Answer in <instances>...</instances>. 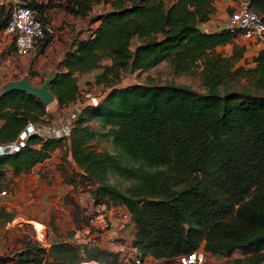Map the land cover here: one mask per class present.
<instances>
[{"label":"trees","instance_id":"1","mask_svg":"<svg viewBox=\"0 0 264 264\" xmlns=\"http://www.w3.org/2000/svg\"><path fill=\"white\" fill-rule=\"evenodd\" d=\"M27 3L40 16L53 6L85 16L94 4L104 5L89 17V22L98 23L66 47L50 89L58 106L66 104L77 96V76L95 68L94 83L108 89L96 105L78 111L68 135L31 133L17 151L0 154V182L8 167L14 174L26 171L67 140L81 174L94 183V200L112 197L128 207L136 222L133 245L140 260L149 254H185L204 240V250L211 253L239 249L246 262L264 264V46L252 56L253 67L237 65L245 45L234 42L236 34L227 28L199 27L213 10L211 0ZM248 3L264 15V0ZM227 42H233L230 53L216 48ZM106 58L110 62H102ZM161 60L174 71L200 65L206 89L173 81L118 83L122 71L144 70ZM243 72L253 90L224 85ZM44 113L48 115L45 103L36 95L17 88L3 92L0 141L14 138L28 120H40ZM88 115L110 124L113 142L137 164L93 147L89 140L97 130L86 120ZM110 170L130 179L125 189L108 180ZM25 254L17 257V264H41L48 255L52 259L46 264H77L83 259L111 264L117 255L98 245L80 249L64 240L47 249L35 247L31 258Z\"/></svg>","mask_w":264,"mask_h":264},{"label":"rangeland","instance_id":"2","mask_svg":"<svg viewBox=\"0 0 264 264\" xmlns=\"http://www.w3.org/2000/svg\"><path fill=\"white\" fill-rule=\"evenodd\" d=\"M94 9H96L97 11V5L94 6ZM91 10L89 12L90 15H94L97 13H94ZM87 15L80 17H77L75 15L72 16L67 14L65 10H61L59 6H55L54 9L48 8L46 15L43 17L46 19H51V21L53 22L55 28L54 38L59 41H65L66 46H68L73 41L74 37H82L83 35H87L90 31V24L92 23L89 22V16ZM70 26L72 27L71 31L69 29ZM254 38L255 37H247L245 39H242L244 41H238L237 43L240 44L244 42L252 44L253 42L254 44H256L257 40ZM133 42H136L135 38H133ZM41 43H43L44 46L41 47ZM48 43L49 42H46L44 40L38 41L36 46L37 48H35L34 51H38V54L39 51H41L40 49H43ZM216 48L224 53H230L231 45L227 43L224 46L223 44L216 46ZM58 50H60V48H57V52ZM245 52L246 50L244 49L242 56L237 60L236 64L242 65L245 68L253 67L255 65V63L252 62V56L254 54H250L249 50L246 53ZM36 60H38L37 56L30 55L29 65L31 63L33 68L29 67L27 69L28 73L26 75L22 73L21 69L11 73L10 78H8L6 82H4V86L12 80L20 79L25 76L27 77L30 83L37 85L41 84L44 79L48 78L49 74L53 73V71L52 69L49 70L48 68L39 70L37 68L38 66L36 65L40 64L41 62H36ZM200 69V65H194L187 71H174L171 64L167 60H161L154 66L144 70L128 69L130 71H122L121 80L123 84L136 81L149 83H164L173 81L177 83H187L195 89L204 91L206 87L201 82L199 74ZM56 72L57 70H55V73ZM0 74L2 76H5L6 71H2L0 72ZM248 77V74L243 72L242 74H238L231 78H228L225 81L224 85L229 90L242 88H249L253 90V86L250 84L249 81H247V79L249 80ZM77 79L79 82V93L83 91V86L94 88V91L98 93H101L104 89L103 87H100L97 83H94L93 77L88 76V78H85V80L81 82L82 79L79 74L77 76ZM63 105L64 104L58 106L56 99L45 103L46 110L48 112L47 121L49 123L56 122L57 120L60 121V117L62 118L63 115L66 113V111L61 110ZM86 120L88 121V123L91 124L94 129L97 130L95 136H93L89 140V143H91L93 147L98 150H109L115 153L121 160L137 164V162L131 161L129 158H127V156L121 151L119 146H117L113 142L112 134L110 133V124H103L95 116L92 115H88ZM52 153V161L55 160V164L59 165L58 168H60V225L61 223H64L65 225L66 221L68 223L67 226L60 228L62 230L60 231V233H55L54 227H59V224L56 222V208H48L47 210L44 209L46 212V218L44 221H46V224L52 231L53 240H65L77 246V244H74L76 242L71 241H74L73 233L76 229H78L81 231V235L78 233L77 239L82 245H98L99 247L107 248L117 254L116 259L111 260V264H134L133 256L136 252H138L137 247L133 245L136 233V222L134 217L130 213L128 207L125 205L124 202L117 201L112 197H107L102 201H96L92 198V196L90 195V189L93 188L94 183L87 180L81 174L82 168L79 166L78 162L74 159L73 155L69 151L67 140L62 142V144H60L58 147H56L52 151ZM108 180L111 183L117 185L120 189H125V187L130 183L129 178L124 177L121 173L115 170H110L108 172ZM6 186L7 184L4 180L0 182V188H6ZM51 194L52 193L49 194V201H55L56 198H53ZM90 204L94 205L93 208L96 205H99V209L97 211L92 210L94 211V213H101L97 219L94 218V214L92 215L87 212L90 209L88 208ZM12 216L13 215L9 214L8 212L1 210L0 221L10 219ZM103 217H105V219L107 220L106 225H104ZM20 219L24 220L23 218ZM30 222L33 221L30 220ZM30 222L28 221V223L23 224L27 230V234L23 236L22 245L27 244V248L23 249L22 252H15L16 254L14 253V256H1L0 264H5L6 261H11L12 263V260H14V263L17 264V257L21 255L23 251H26V254L24 255V257L26 258H31L34 256L30 255L31 250H34L35 247H39L40 244L36 240ZM101 224H103V227L101 226ZM16 225L18 224L14 223V227H16ZM10 227L12 226L10 225ZM87 228L89 229V232L85 230ZM17 240L18 239H16V241ZM203 243L204 240L201 241L199 247L202 248ZM120 247H122V249ZM16 250L19 251L20 248L16 247ZM11 251H13V249H11L10 252ZM42 254L44 256L45 251H42ZM53 254L56 255V252H53ZM244 256L245 254L242 251H240L239 249H234L231 253L228 254L220 253L219 258L218 260H216L215 264H251L244 260ZM36 259L37 257L35 258V260ZM94 260L95 259H83L80 262L89 261V264H108L109 262L108 260L105 262ZM20 264H33V262H21Z\"/></svg>","mask_w":264,"mask_h":264},{"label":"crops","instance_id":"3","mask_svg":"<svg viewBox=\"0 0 264 264\" xmlns=\"http://www.w3.org/2000/svg\"><path fill=\"white\" fill-rule=\"evenodd\" d=\"M28 1V0H27ZM249 2V0H211L213 10L209 13V17L206 20L199 22V27L208 30L214 31L218 30L223 26V23L228 15V13L235 8L236 6ZM97 5V11L94 9V6ZM104 5L102 4H94L92 6V12L98 13ZM107 6V5H105ZM51 8H55L54 6ZM61 8V7H60ZM61 10H64L61 8ZM69 15H74L66 12ZM95 15V14H94ZM80 17L79 15H75ZM87 16H93L88 14ZM7 17V12L5 7H0V24ZM53 20V19H52ZM94 23V24H93ZM98 23V20L92 22L90 27H94ZM0 26V72L6 71V75L2 76L0 74V88L4 86V82L10 78L11 73L16 72L21 69L22 73L26 75L27 69L33 68V66L29 65V57L37 56L38 60L36 62H41L36 65L37 68L40 69H52V71L57 70L58 62L62 58L63 53L66 49V42L62 40H57L56 38L49 44H47L43 49L38 51H34L25 55H18L15 53L13 48V41L9 34L1 30ZM70 31L72 27H69ZM84 36V35H83ZM253 38V37H252ZM240 37H234V42L244 41ZM257 40V43L252 44L249 43H240L245 45L246 52L249 50L250 54H256L260 48L264 46V37L263 38H254ZM74 40V39H73ZM231 45L233 42H227ZM227 43H224L226 45ZM222 45V44H220ZM44 46V45H43ZM54 46V49H53ZM219 46V45H217ZM42 47V46H41ZM57 48L58 50L57 52ZM230 48V49H231ZM231 51V50H230ZM245 52V53H246ZM228 54V53H226ZM102 62H110V59L106 58ZM42 67V68H41ZM98 68L92 69L88 72H84L80 74L82 79L81 82L85 80V78L93 77L98 71ZM130 71V70H128ZM20 77V76H17ZM77 84L79 88V82L77 79ZM75 104L73 100L67 102L63 105L61 110H70L73 112L75 109ZM3 122V119L0 118V124ZM53 154V153H52ZM52 154L45 158L42 161L36 162L34 165L30 167V169L26 171H22L20 173L14 174L11 169L8 167L6 169V173L4 175L3 180L6 182L7 186L0 188V212L4 210L9 214L13 215L10 219H6L4 221H0V256H14L15 252H22L23 249L27 248L26 245H22L23 236L27 234V230L23 224L30 222V220L42 223L45 227V238L42 243L46 245L48 248L52 243L60 240H53L52 231L49 226L46 224V212L44 209L48 208H56V222L59 224V227L55 228V233H60L62 231L60 228L67 226V221L61 223L60 225V168L59 165L55 164V160L52 161ZM60 160V159H59ZM1 180V181H3ZM5 190L4 192H1ZM56 190V191H54ZM54 198L55 201H49V194ZM54 205V206H53ZM19 217V218H18ZM23 218L24 220H21ZM41 218V219H40ZM97 219V217H96ZM19 220V221H18ZM14 223H17L16 227H14ZM100 223V222H99ZM31 224V223H30ZM10 225L12 227H10ZM61 226V227H60ZM102 226V224H101ZM89 227V226H87ZM89 229L87 228L86 231ZM78 229L73 233L74 244L82 249L84 245L80 243L77 239ZM81 235V233H79ZM16 239H18L16 241ZM37 240V239H36ZM38 241V240H37ZM52 241V242H50ZM65 241V240H64ZM39 242V241H38ZM40 243V242H39ZM20 248L19 251L16 250ZM13 251L10 252V250ZM199 251L203 252V260L202 262H194L191 264H215L216 260L219 258V254L211 253L210 251L204 250L203 246L198 247ZM15 253V254H14ZM7 258V257H6ZM46 259H52L51 255L43 257L41 260V264H46ZM84 262H78L77 264H83ZM5 264H15L14 260L6 261ZM34 264V263H33ZM138 264H173L171 258L169 257H155L152 255H146Z\"/></svg>","mask_w":264,"mask_h":264},{"label":"built area","instance_id":"4","mask_svg":"<svg viewBox=\"0 0 264 264\" xmlns=\"http://www.w3.org/2000/svg\"><path fill=\"white\" fill-rule=\"evenodd\" d=\"M0 7H5L7 12V19L2 25L1 30L10 35L16 54L26 55L34 52L35 48H37V42L40 40L49 43L53 41L55 36L53 22L51 19H46L43 16H40L38 10L34 6L28 4L27 0H0ZM221 28H227L229 31L234 32L236 37L240 38H263L264 15L252 10L249 3L245 2L236 6L228 13ZM118 83H122V80ZM98 85L104 88L101 93L95 92L94 88L87 86H83V91L79 93L80 90L78 88L77 96L73 100L76 108L73 109V112L70 110H63L66 111V113L62 118L60 117V121H56L57 123H49L47 121L48 115L46 113L41 116L40 120H28L14 138L0 141V154L17 151L25 144L27 137L31 133H37L41 136L68 135L78 111L87 104L96 105L99 99L106 93L108 87H105L103 84ZM4 191L5 190H2L1 192ZM93 206L94 205L90 204L88 207L90 209L87 212L92 215L94 214V218L96 219L101 213H94V211L99 209V205H96L94 208ZM103 218L104 225H106L107 220L105 217ZM30 223L36 239L40 242V246L47 249L46 245L42 243L46 235V226L40 222L35 223L33 221ZM78 233H81V231L79 230ZM78 233L76 232V234ZM120 248L122 249V247ZM203 256V252L196 249L185 254H178L172 257L171 260L173 264H191L194 262H202ZM133 258L136 262H140L137 252L134 254ZM88 262L89 261H84L86 264H89Z\"/></svg>","mask_w":264,"mask_h":264},{"label":"water","instance_id":"5","mask_svg":"<svg viewBox=\"0 0 264 264\" xmlns=\"http://www.w3.org/2000/svg\"><path fill=\"white\" fill-rule=\"evenodd\" d=\"M54 75L55 71L49 74L48 78L44 79V81L39 85L30 83L26 76L20 79L12 80L7 85L0 88V94L9 89L17 88L34 94L39 97L44 103H48L55 98L53 92L50 89V81L54 77Z\"/></svg>","mask_w":264,"mask_h":264},{"label":"bare ground","instance_id":"6","mask_svg":"<svg viewBox=\"0 0 264 264\" xmlns=\"http://www.w3.org/2000/svg\"><path fill=\"white\" fill-rule=\"evenodd\" d=\"M83 264H85V263H83Z\"/></svg>","mask_w":264,"mask_h":264},{"label":"clouds","instance_id":"7","mask_svg":"<svg viewBox=\"0 0 264 264\" xmlns=\"http://www.w3.org/2000/svg\"><path fill=\"white\" fill-rule=\"evenodd\" d=\"M55 99V98H54Z\"/></svg>","mask_w":264,"mask_h":264}]
</instances>
